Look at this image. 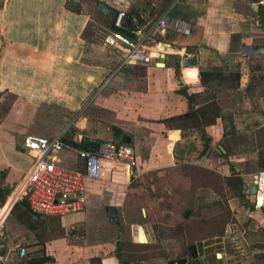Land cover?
I'll use <instances>...</instances> for the list:
<instances>
[{
    "label": "crops",
    "instance_id": "obj_1",
    "mask_svg": "<svg viewBox=\"0 0 264 264\" xmlns=\"http://www.w3.org/2000/svg\"><path fill=\"white\" fill-rule=\"evenodd\" d=\"M259 1L0 0V106L10 97L12 116L24 121L20 128L16 118L0 124V163L4 149L21 152L23 177L34 161L22 147L27 136L125 144L136 156L132 175L117 168L86 181L81 212L41 218L19 202L6 221L17 230L6 231L5 241L59 261L55 245L69 236L91 251L112 247L119 236L137 235L138 242L142 226L148 243L140 245L158 247L168 264L187 259L192 245L198 257L187 264H264V202L257 207L250 190L264 172V55L242 54L245 46H264ZM99 2L148 34L166 14L191 33L149 38L152 63L125 66L109 79L123 59L105 43L115 19L97 9ZM194 55L198 67L184 68L182 59ZM181 86L193 96L191 107ZM80 111L72 138L66 120ZM39 112L56 116L52 125L35 129ZM56 160L84 169L74 152ZM110 207L118 210V225L110 223ZM91 258L115 264L113 255Z\"/></svg>",
    "mask_w": 264,
    "mask_h": 264
},
{
    "label": "built area",
    "instance_id": "obj_2",
    "mask_svg": "<svg viewBox=\"0 0 264 264\" xmlns=\"http://www.w3.org/2000/svg\"><path fill=\"white\" fill-rule=\"evenodd\" d=\"M259 7H264V0L257 3V8ZM124 21L125 13L119 12L113 23L114 30L105 38L106 45L118 49L123 54L120 68L152 63L154 53L145 42L153 36L166 35L170 30L186 36L191 33L189 24L174 20L169 14L163 15L154 23L151 34L138 28L127 35L123 32ZM262 24L264 26V14ZM98 144L96 150H85L74 147L61 137L47 139L27 136L24 138L22 147L33 154L34 161L13 193L21 190L15 204L7 214L0 213V264L22 262L29 255L25 247H19L14 252L5 251L6 221L16 204L26 202L31 213L37 217H64L84 210L87 180H100L106 171L117 168L123 169L129 175L133 174L136 156L131 146L114 142ZM63 151L76 153L83 160L84 169H71L58 165L54 158ZM255 184L258 187L256 205L261 207L264 202V172L256 175ZM7 204L8 200L1 207L2 210L7 207Z\"/></svg>",
    "mask_w": 264,
    "mask_h": 264
},
{
    "label": "rangeland",
    "instance_id": "obj_3",
    "mask_svg": "<svg viewBox=\"0 0 264 264\" xmlns=\"http://www.w3.org/2000/svg\"><path fill=\"white\" fill-rule=\"evenodd\" d=\"M115 51L119 52L121 55H123L118 49L111 47ZM121 64L118 65L115 69H113V72L110 75V78H113L116 76L122 68H120ZM108 79V80H109ZM108 82V81H107ZM105 85V84H104ZM11 99L10 97H7V99L2 102V105L0 106V124L12 122V118H16V122H14L17 126L24 127V121L19 120L21 118L14 117L12 116V113L15 111H10L11 109ZM19 111H17L18 113ZM33 112V111H31ZM85 111H80V113H76L77 115L74 116V114H71L68 116V119L66 120V129L67 130H72L73 132H68L67 135L71 136L72 138L77 137V133H75V127H74V121L78 116H81ZM20 113H24L20 111ZM44 112H39L38 116L36 117L35 121V129L37 130H42L47 126V124L52 125V119L56 118V116L53 115H59V111H53V115H49V118H47L45 115H43ZM49 128H51L50 125H48ZM77 130V129H76ZM19 132V131H16ZM67 132V131H66ZM5 150V155L7 156V160H4V163H0V203L5 204L6 199L8 200L7 207L3 210L6 213V209L11 207L12 205L15 204L16 197L18 194V191L13 194L20 181L22 180V175L20 174L21 171H25V162H26V157L21 154V152L16 151L15 149H12L11 151H8L7 149ZM0 154L2 155V151H0ZM61 154V153H60ZM58 154V155H60ZM57 155L54 158V161L58 164L56 160ZM2 158V156H1ZM3 159H6L3 157ZM58 159V158H57ZM10 189H13L11 192V195L13 194V197L8 198V197H3L2 195L6 192H8ZM5 198V199H3ZM2 210V208H1ZM7 214V213H6ZM13 223V222H12ZM8 224V223H7ZM6 225V231L8 233V236L12 232H16V228L14 227H9ZM20 234L21 230L18 231ZM6 233V235H7ZM22 233V232H21ZM121 235H124L122 233ZM71 236L67 237V239L61 243H57L56 249L59 251V261L57 260H49L47 264H92V256L100 255V256H107V255H113L115 257V264H168V260L163 259L164 253L162 250H160L156 246H142L138 244L137 242V235L133 237H118V241L114 242L112 247L109 245H104L103 247L101 246H96L92 245L94 248L90 251L89 248H86V245L83 243H78L80 240H72L70 238ZM8 239V238H7ZM21 241V239H20ZM7 242L9 243V240L5 241V245H7ZM25 244L23 242H15L12 244L10 242L6 247L7 248H12V252L16 251L19 247H24ZM28 249L29 253H34L33 251V245H27L25 246ZM42 248V246H41ZM82 250V251H81ZM113 251V252H111ZM46 253V250H44ZM52 253L49 251V254ZM46 255H48L46 253ZM51 255V254H50ZM50 259H55L53 256H50ZM19 262L15 263L18 264ZM102 264L104 263V260H102ZM106 264H110V262H106Z\"/></svg>",
    "mask_w": 264,
    "mask_h": 264
},
{
    "label": "water",
    "instance_id": "obj_4",
    "mask_svg": "<svg viewBox=\"0 0 264 264\" xmlns=\"http://www.w3.org/2000/svg\"><path fill=\"white\" fill-rule=\"evenodd\" d=\"M70 3H80L81 0H68ZM97 9L103 13H105L106 15L116 19L118 16V12L108 6H106L105 4L99 2L97 4ZM78 13L80 11H77ZM156 20L153 19L149 24H147V28L154 23V21ZM242 54L245 57L248 56H263L264 55V46L262 45H257V46H245L242 50ZM199 62H198V56L194 55L192 57H184L182 59V66L184 68H190V67H198ZM160 67H163V64H159ZM251 193L256 196L257 191H258V187L257 185H253L250 187ZM0 210H1V203H0ZM107 213H108V217L110 219V223L113 225H118L120 223V219H119V214H118V210L114 207H110L107 209ZM138 242L139 244L145 245L148 243L144 228L142 226L139 227L138 229ZM198 257L197 254V249L194 245L189 247V255L187 259H182V260H178V261H170L169 264H187L189 261H194L196 260Z\"/></svg>",
    "mask_w": 264,
    "mask_h": 264
},
{
    "label": "trees",
    "instance_id": "obj_5",
    "mask_svg": "<svg viewBox=\"0 0 264 264\" xmlns=\"http://www.w3.org/2000/svg\"><path fill=\"white\" fill-rule=\"evenodd\" d=\"M125 17H126V14H125ZM137 29H138V27L133 25L132 22L129 23V21H128L125 23V21H124L123 32L125 34L130 35L132 32H134ZM204 72L205 71L202 70V72H201L202 77L204 75ZM178 93L187 99L188 104L191 107V104L193 102V96L189 94L188 88L185 86H181V89L179 90ZM114 131H115L116 135H117V133L118 134L121 133L120 130L117 128H114ZM66 142H68V141H66ZM70 143H72L76 148H79V149L89 150V148H90V150H96L98 148L97 145L92 144V143H88V141H84L81 144L73 143V142H70ZM12 191H13V189H10L8 192L4 193L2 196L5 198L9 197L11 195ZM5 198H3V199H5ZM42 252H43V249H41L37 252H34V253H29L28 258L25 261L19 262L18 264H47V262L50 259L48 257H46L45 254H43L44 252L43 253ZM215 261L216 260L210 259V264H215ZM91 262H92V264H102V260L100 258L93 259Z\"/></svg>",
    "mask_w": 264,
    "mask_h": 264
},
{
    "label": "bare ground",
    "instance_id": "obj_6",
    "mask_svg": "<svg viewBox=\"0 0 264 264\" xmlns=\"http://www.w3.org/2000/svg\"><path fill=\"white\" fill-rule=\"evenodd\" d=\"M20 193H21V190L18 191L17 197L20 195ZM0 213H4V211L3 210H0Z\"/></svg>",
    "mask_w": 264,
    "mask_h": 264
}]
</instances>
